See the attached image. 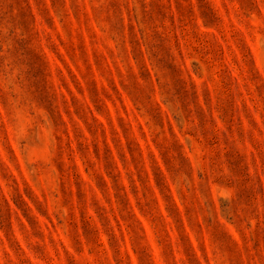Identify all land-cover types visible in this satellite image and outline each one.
Returning a JSON list of instances; mask_svg holds the SVG:
<instances>
[{
    "label": "rangeland",
    "instance_id": "rangeland-1",
    "mask_svg": "<svg viewBox=\"0 0 264 264\" xmlns=\"http://www.w3.org/2000/svg\"><path fill=\"white\" fill-rule=\"evenodd\" d=\"M0 264H264V0H0Z\"/></svg>",
    "mask_w": 264,
    "mask_h": 264
}]
</instances>
